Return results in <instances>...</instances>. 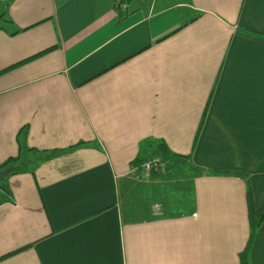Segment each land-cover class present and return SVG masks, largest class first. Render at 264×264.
<instances>
[{
    "label": "crops",
    "instance_id": "0c3cea01",
    "mask_svg": "<svg viewBox=\"0 0 264 264\" xmlns=\"http://www.w3.org/2000/svg\"><path fill=\"white\" fill-rule=\"evenodd\" d=\"M183 6L0 0V264H264V0Z\"/></svg>",
    "mask_w": 264,
    "mask_h": 264
},
{
    "label": "built area",
    "instance_id": "2783aa9c",
    "mask_svg": "<svg viewBox=\"0 0 264 264\" xmlns=\"http://www.w3.org/2000/svg\"><path fill=\"white\" fill-rule=\"evenodd\" d=\"M123 9H126L127 5H122ZM170 159L163 156H152L144 161H141L139 164H133L131 171L133 173L137 172L142 177H150L152 175H161L164 174L170 164ZM156 213H159V205H155ZM159 210V211H158Z\"/></svg>",
    "mask_w": 264,
    "mask_h": 264
},
{
    "label": "trees",
    "instance_id": "16d2710c",
    "mask_svg": "<svg viewBox=\"0 0 264 264\" xmlns=\"http://www.w3.org/2000/svg\"><path fill=\"white\" fill-rule=\"evenodd\" d=\"M122 1H128V0H122ZM161 148H162V151H161V156L163 157H166V158H169L171 157L170 153L168 152V149L166 148V145L164 143H162L161 145ZM20 150H22L23 152L22 153H27V152H32L33 151V148H28V147H23V146H20ZM21 152V151H20ZM21 157V153L20 155H18L17 157H12L10 159H8L5 163L3 164H0V170L2 169H5V168H8V167H11L12 170H17L19 167H16L14 166V164L20 159ZM141 162V161H140ZM140 162L136 163V164H139ZM2 182L3 180L0 182V186H2ZM3 200V198H0V201ZM259 220L257 221H254L252 219V233H251V239L253 238V235L257 229V226L259 224ZM244 264H248L247 262V254L244 256Z\"/></svg>",
    "mask_w": 264,
    "mask_h": 264
},
{
    "label": "rangeland",
    "instance_id": "374dc122",
    "mask_svg": "<svg viewBox=\"0 0 264 264\" xmlns=\"http://www.w3.org/2000/svg\"><path fill=\"white\" fill-rule=\"evenodd\" d=\"M116 1V6L119 8V9H122V10H128V9H134V8H137L139 6H144L146 4H151V2H153L154 0H128L127 2L126 1H122V0H115ZM177 2H181L185 7L187 8V4H188V0H176ZM132 2V3H131ZM126 4L127 7L126 9H123L122 5ZM130 4V5H129ZM24 156H27L25 155V153L23 154ZM34 158V157H32ZM30 161H33L32 159ZM170 164L169 166H171L172 164V160L170 159ZM28 163H29V160H28ZM28 163L24 164L25 166L26 165H29ZM169 168V167H168ZM139 178V177H138ZM157 215L161 216L163 215L162 211H160Z\"/></svg>",
    "mask_w": 264,
    "mask_h": 264
},
{
    "label": "water",
    "instance_id": "95a60500",
    "mask_svg": "<svg viewBox=\"0 0 264 264\" xmlns=\"http://www.w3.org/2000/svg\"><path fill=\"white\" fill-rule=\"evenodd\" d=\"M12 171L11 167L0 170V182Z\"/></svg>",
    "mask_w": 264,
    "mask_h": 264
}]
</instances>
